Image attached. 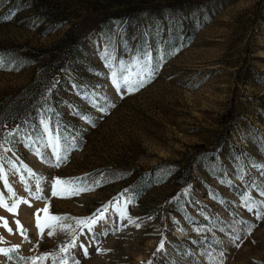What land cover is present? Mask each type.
Instances as JSON below:
<instances>
[{"label": "rangeland", "instance_id": "rangeland-1", "mask_svg": "<svg viewBox=\"0 0 264 264\" xmlns=\"http://www.w3.org/2000/svg\"><path fill=\"white\" fill-rule=\"evenodd\" d=\"M149 55L159 66L151 81L118 91L112 70ZM0 60V142L12 133L11 150L0 149V193L11 204L6 174L32 205L17 216L0 208L13 229L0 220V249L12 250L0 264L44 253L68 264H264V219L244 202L264 201L249 187L264 185V0H0ZM42 119L68 147L59 167ZM57 177L103 180L61 199L50 196ZM27 188L56 215L108 206L105 221L59 253L70 237L46 229L40 238L34 212L45 204ZM118 197L131 200V219L116 211Z\"/></svg>", "mask_w": 264, "mask_h": 264}, {"label": "snow or ice", "instance_id": "snow-or-ice-1", "mask_svg": "<svg viewBox=\"0 0 264 264\" xmlns=\"http://www.w3.org/2000/svg\"><path fill=\"white\" fill-rule=\"evenodd\" d=\"M5 20L9 19V17H5ZM151 56L149 55L148 58L144 61H135L132 65H126L124 62L120 63V72L119 75L117 74L116 70H112L111 73V79L112 84L115 86V88L119 91L121 88H125L127 92L132 93L135 91H138L141 87H143L146 83L150 82L153 76L155 75L156 71H158L159 66L153 67L151 63ZM109 69L113 68V64L111 61L107 64ZM4 64L3 61L0 60V68H3ZM133 68L135 71H133ZM111 107H114L115 105H110ZM99 111L106 112L105 107H99ZM85 119H88L85 117ZM41 124L43 125V133L41 135V139L43 140L46 136V140L44 141L45 147H50L52 150V156L55 157V166L59 167L60 164L67 159L66 153L68 152L67 146H62L61 144V137L60 135L53 134L52 129L50 128L49 121L46 119L41 120ZM94 126V125H93ZM12 135L11 132H9L5 137L3 142H0V149H3L4 152L10 151L11 149L5 148L4 144L8 143V137ZM31 147V145H29ZM36 154L39 156L41 155L40 150L36 149ZM4 156L0 154V160H3ZM9 165L14 169H16L15 164L12 163V161H7ZM49 163H51V159L48 160ZM261 170L264 171V166H261ZM30 172V170H29ZM3 173V168L0 167V174ZM32 175H35L34 173H31ZM88 177H76V178H60L57 177L51 182V190H50V196L51 197H58L61 199L71 198L72 196L80 195L83 192L93 191L97 186H99L102 183L103 178L100 179H94L92 183H88ZM241 179H243V175H241ZM3 182L5 186L8 188L9 193L12 197L11 204L8 200L5 199L3 193H0V208H3L7 212L11 213L13 216H17L19 214V209L21 205H27L28 207H31V203L29 200L17 197L16 193L13 191L11 185L8 183L7 175H3ZM37 187L39 188V182H37ZM249 187L255 188L259 191L260 196H264V185L258 184L255 181H253ZM27 191L29 193V196H32L34 200H42L45 204L44 208L36 209L34 212L35 220H36V228L39 231V236L41 239L44 238L45 230L49 229L48 232L49 236H54L57 231L63 232L66 235L70 237V241L60 247L59 253H68L70 249L77 247V240L79 239L78 232L81 229H87L89 232L93 231L94 226L97 225L99 221H105V213L108 210V206H106L102 211L98 210V214H93L92 216L85 217V218H75L71 216H65V215H56L52 214L50 211L51 208V202L47 197H44L40 194H34L31 190V188H27ZM42 191V189L40 190ZM127 191V190H125ZM187 194V190L185 191V195ZM124 193H121V197H123ZM116 200V205L114 207L116 208V211L120 214V217L122 219H131L127 215L126 206L128 203H131V200H126L124 202V205L121 206L119 201L120 197L114 198ZM251 201V203H249ZM244 202L246 207L248 208V211H253L254 209L257 210V219H264V201H257L254 200L250 195H244ZM112 202H110V205ZM41 213H43V217H41ZM0 220L3 221L2 226L7 229L9 233L13 231L11 227L8 226V221L4 219L3 217H0ZM17 229L20 232V235L27 240V230L24 228V226L20 223V221L17 219L15 221ZM138 226V225H137ZM254 225L248 226V232L251 233L252 228ZM82 234V233H81ZM103 234H107V231H105ZM235 240H239V235L234 237ZM80 247L83 249V254L85 256L88 255V249L84 247L83 244L80 245ZM164 248V242L161 241L157 251H161ZM9 251H12L10 249H0V254L4 256H8ZM101 254H103L101 252ZM224 255L223 251L219 253V256L222 258ZM51 256V258L56 261L59 260L60 264H68L67 258L63 257L59 254H53V253H44L40 254L38 256L32 257L30 259L26 260V264H38V262H43L47 260ZM11 259V257H9ZM209 260L215 261L216 258L212 257L209 254ZM75 264H79L78 261L75 262ZM150 264V262H149ZM219 264H223L222 259L219 261Z\"/></svg>", "mask_w": 264, "mask_h": 264}]
</instances>
